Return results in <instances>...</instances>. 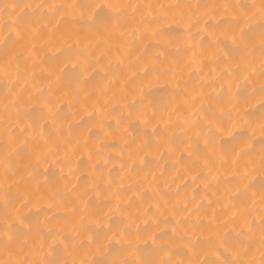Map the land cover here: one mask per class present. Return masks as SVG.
<instances>
[{"label":"bare ground","instance_id":"bare-ground-1","mask_svg":"<svg viewBox=\"0 0 264 264\" xmlns=\"http://www.w3.org/2000/svg\"><path fill=\"white\" fill-rule=\"evenodd\" d=\"M0 264H264V0H0Z\"/></svg>","mask_w":264,"mask_h":264}]
</instances>
